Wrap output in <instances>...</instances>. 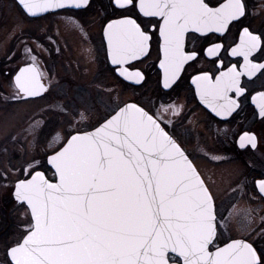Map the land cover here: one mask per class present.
<instances>
[{
    "label": "snow or ice",
    "instance_id": "6c2138e0",
    "mask_svg": "<svg viewBox=\"0 0 264 264\" xmlns=\"http://www.w3.org/2000/svg\"><path fill=\"white\" fill-rule=\"evenodd\" d=\"M16 6L28 18L86 9L91 3L16 0ZM109 7L121 15L109 17L102 28L107 61L124 81L142 86L145 73L133 65L152 55L155 38L158 83L165 94L200 62L197 40L210 41V34L223 39L239 25L231 46L211 42L204 50L215 70H199L191 84L216 117H230L250 97L254 116L264 122V30L245 24L247 0H109ZM61 23L71 31L83 27L72 15ZM15 31L19 36L13 38L35 61L23 26ZM222 52L242 63L225 65ZM245 78L262 83L249 90ZM42 79L35 63L21 67L14 98L27 103L48 92L51 85L45 87ZM109 104L114 106L95 123L87 109L60 108L65 123L48 142L43 162L51 167L52 180L37 170L43 164L35 157L25 162L30 166H19L14 197L27 205L31 219L5 264H264V208L252 206L257 197L264 202V179L254 182L252 197L237 180L228 200L218 203L169 130L177 127L173 118L183 115L184 105L161 102L153 112L118 98ZM89 126L92 130H85ZM38 129L33 117L25 145L31 146ZM238 144L255 150L264 137L244 131ZM0 179L7 180L8 173Z\"/></svg>",
    "mask_w": 264,
    "mask_h": 264
},
{
    "label": "flooded vegetation",
    "instance_id": "af4514ba",
    "mask_svg": "<svg viewBox=\"0 0 264 264\" xmlns=\"http://www.w3.org/2000/svg\"><path fill=\"white\" fill-rule=\"evenodd\" d=\"M3 1L0 0V6H2ZM6 1L15 13L23 17L21 24L24 26V37L30 41V46L34 48L36 55V60L34 61L25 47L22 45L17 47L14 41L10 43L8 61L11 67L5 73L11 75L13 89H15L14 76L24 65L35 63L39 72L43 75V82L49 87L51 84L46 75H52L53 72L48 64H58L59 67L62 64L64 70H69L70 67L66 66L68 62H79L80 59L84 58L92 59L97 63L92 75H98L99 78H106V76L112 75L119 83H122L123 90L131 89L135 92V97L126 102H136L146 110L153 112L160 106L161 102L185 106L183 115L173 118L177 122V127L174 130H169L183 145L190 158L195 161L203 178L215 193L218 203L221 200H228L232 189L237 186V180H241L242 183L246 184V192H250L251 195L256 192L254 182L264 179V144H260L255 150L250 148L240 149L238 144L239 137L244 131L255 133L258 139L264 137V122H261L258 117L254 116L255 109L251 104L250 97L248 100L242 101L241 108L230 117L220 118L216 117L214 113L199 102V98L195 95V86L191 84V76L199 70H215V65L208 58L204 57V50L210 46L211 42L223 43L226 48L231 46L233 41L238 40L239 25L233 27L231 33L223 39L218 38L217 35L210 34V41L197 40L195 46L201 51L200 62L187 68V71L184 73V79L179 82V86H174V90H168V94H165V90H162L158 83V51L155 38L152 44V55L143 63L134 62L133 65L134 68L140 69L145 73L146 82L142 86L124 81L123 78L118 76L114 66L107 61L102 28L109 17L115 19L121 15L119 11L114 12L109 7V0H90L91 7L86 9L64 11L59 15L44 14L28 18H25L17 8L16 0ZM247 4L249 17L245 21V24L250 26L251 30H264V0H247ZM3 10L0 8V16ZM69 15L79 20L83 26L81 30L71 31L61 23L62 17ZM38 23H40L38 29L32 27V24ZM192 46V42L190 41L188 48L191 49ZM9 57L12 58L9 59ZM221 57L225 65L242 63V60H238V58L229 57L227 52H222ZM88 69L91 70L90 65ZM70 75L74 74L70 73ZM67 82L70 83L71 79H68ZM245 83L249 90H253L258 89L262 81L261 79H255L249 82L245 78ZM0 94L5 99L19 100L14 98L13 93L8 95L0 90ZM43 96L29 99H37ZM89 129L91 128L85 130ZM213 157H217L219 162L214 160ZM198 158L205 160L209 166L212 162L214 164H235L240 167L238 172L230 175L229 182L220 181L218 183L219 188L216 189L219 191L217 194V190L213 188L212 183L200 168L197 162ZM6 172L8 173V179H0V190L5 188V191H0V240L4 241L12 237L14 239L16 228L13 216L15 181L9 171L6 170L4 172L2 168H0V177L4 176ZM48 175L52 178V171L49 170ZM238 198L239 196L233 197L234 200ZM257 200L264 205V202H261L258 197ZM24 234L25 232L22 231L21 237L18 240ZM17 241L14 240V242L6 245V253Z\"/></svg>",
    "mask_w": 264,
    "mask_h": 264
},
{
    "label": "rangeland",
    "instance_id": "374dc122",
    "mask_svg": "<svg viewBox=\"0 0 264 264\" xmlns=\"http://www.w3.org/2000/svg\"><path fill=\"white\" fill-rule=\"evenodd\" d=\"M0 8L4 9L0 16V90L10 95V93H14L15 89H13L11 83V75L5 73L11 67L8 61V51L12 41L17 44V47L21 45L20 39L13 38V35L19 36V33L15 30L17 26L23 25L21 24L23 17L15 13L6 0L3 1ZM39 24H32V27L38 29ZM48 65L53 72L52 75H46L51 87L43 97L28 99V102L25 103L20 100L5 99L0 94V168L4 172L8 170L14 181L20 175L19 166L21 164L31 162L33 157L41 164L43 163L46 152L49 151L48 142L55 133L61 130L65 123L64 117L60 114L62 106L66 105L70 109H87L91 111L93 114L91 123H95L96 119L106 115L110 108L114 106L109 104L110 100L118 98L120 101L126 102L135 97L133 90H123L122 83H119L112 75L106 76V78L92 75L97 66L96 61L92 59L84 58L80 59L79 62H68L66 66L70 67L69 70H64L62 64L60 67L58 64ZM89 65L91 70L88 69ZM70 73L74 75H70ZM68 79H71L70 83L67 82ZM33 117L39 121L42 130H37L29 147L25 145L24 137L25 130ZM88 128L91 127L89 126L86 129ZM14 137L16 138L15 142ZM197 162L212 183L213 188L217 190V194L219 191L216 189L219 188L218 183L220 181L229 182L230 175L238 172L240 167L235 164H214L212 162L209 166L202 158H198ZM25 166L30 165L25 164ZM0 191H5V188ZM247 195L249 197L253 196L250 192H247ZM252 206L258 211L264 208V205L257 198ZM13 216L16 224L14 239L12 237L5 239L6 241L0 240V264L6 262V245L14 242V240L17 241L21 237V232L24 231L31 219L26 205H21L16 200L13 205Z\"/></svg>",
    "mask_w": 264,
    "mask_h": 264
},
{
    "label": "water",
    "instance_id": "95a60500",
    "mask_svg": "<svg viewBox=\"0 0 264 264\" xmlns=\"http://www.w3.org/2000/svg\"><path fill=\"white\" fill-rule=\"evenodd\" d=\"M29 65V64H28ZM28 65H24V66H22V67H26V66H28ZM37 68V67H36ZM37 70H38V68H37ZM19 71V70H18ZM39 71V70H38ZM18 73V72H17ZM16 73V74H17ZM14 78H15V76H14ZM42 83H44L43 82V80H42ZM44 85H45V87H48L45 83H44ZM45 93H42V95L41 96H43ZM37 97H40V96H37ZM31 98H36V97H31ZM127 103H136V102H133V101H129V102H127ZM136 104H138V103H136ZM139 106H141L140 104H138ZM143 107V106H142ZM92 129H89V130H87V131H91ZM49 166V165H48ZM49 168H51L50 166H49ZM37 170H39V171H43V172H45L44 170H42V169H37ZM52 170V169H51ZM45 175H46V177L48 178V179H50V180H52L48 175H47V173L45 172ZM54 182V181H53ZM15 198V197H14ZM26 205V204H25ZM27 206V205H26ZM28 208V207H27ZM28 210H29V212H30V209L28 208ZM14 246V245H13Z\"/></svg>",
    "mask_w": 264,
    "mask_h": 264
},
{
    "label": "trees",
    "instance_id": "16d2710c",
    "mask_svg": "<svg viewBox=\"0 0 264 264\" xmlns=\"http://www.w3.org/2000/svg\"><path fill=\"white\" fill-rule=\"evenodd\" d=\"M0 69H1V67H0ZM45 159H46V156H45ZM45 159L43 160V162L45 161ZM42 164H43V166L42 167H39V169H45V170H48L49 169V167H48L47 164H44V163H42Z\"/></svg>",
    "mask_w": 264,
    "mask_h": 264
}]
</instances>
